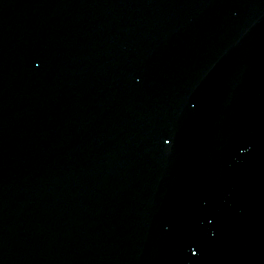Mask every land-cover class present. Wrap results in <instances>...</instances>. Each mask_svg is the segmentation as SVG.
I'll return each mask as SVG.
<instances>
[{
  "label": "water",
  "instance_id": "obj_1",
  "mask_svg": "<svg viewBox=\"0 0 264 264\" xmlns=\"http://www.w3.org/2000/svg\"><path fill=\"white\" fill-rule=\"evenodd\" d=\"M0 264H264V0H0Z\"/></svg>",
  "mask_w": 264,
  "mask_h": 264
}]
</instances>
